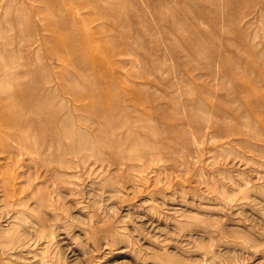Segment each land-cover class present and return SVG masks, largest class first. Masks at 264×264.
<instances>
[{"label": "rangeland", "instance_id": "rangeland-1", "mask_svg": "<svg viewBox=\"0 0 264 264\" xmlns=\"http://www.w3.org/2000/svg\"><path fill=\"white\" fill-rule=\"evenodd\" d=\"M0 264H264V0H0Z\"/></svg>", "mask_w": 264, "mask_h": 264}]
</instances>
